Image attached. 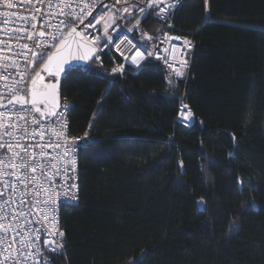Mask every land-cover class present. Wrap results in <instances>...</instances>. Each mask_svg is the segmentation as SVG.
<instances>
[{
  "label": "trees",
  "instance_id": "trees-1",
  "mask_svg": "<svg viewBox=\"0 0 264 264\" xmlns=\"http://www.w3.org/2000/svg\"><path fill=\"white\" fill-rule=\"evenodd\" d=\"M207 8L184 0L173 29L141 21L150 48L169 30L196 42L173 87L152 59L112 80L94 60L66 71L70 132L98 143L79 151L80 201L60 211L58 264H264V0ZM183 92L189 128L172 96Z\"/></svg>",
  "mask_w": 264,
  "mask_h": 264
},
{
  "label": "snow or ice",
  "instance_id": "snow-or-ice-1",
  "mask_svg": "<svg viewBox=\"0 0 264 264\" xmlns=\"http://www.w3.org/2000/svg\"><path fill=\"white\" fill-rule=\"evenodd\" d=\"M31 3V0H29ZM41 6H46L50 11L49 13H41L40 8H36V13L40 16H43L44 19L41 22V29L45 25L49 28H62L68 29V35L76 34V28L79 23H83V19L91 14V9L95 7L96 0H36ZM209 0H205L206 11L208 10ZM6 6L10 9L13 7L11 0H5ZM124 3L127 6L122 8H117L116 4ZM144 6L139 4H131L129 0H115V3L111 6L112 15L107 18L103 15L99 16L96 19L97 23L104 22L105 27L103 29L104 33V43L103 47H107L111 42V36L108 35V28L116 24V21L120 18H123L122 14L126 13L132 15L134 10H138L141 14L150 15L152 12L158 8L159 12L157 14H166L175 6V0L172 3H164V0H141ZM164 3V6H160ZM55 7L57 10V15L61 17L58 20L57 25H52L49 21L53 18L51 10ZM105 10L108 11V6L104 5ZM37 14H32L31 19L35 22L38 18ZM3 15L7 17L8 12H4ZM111 21V23H108ZM93 27L94 25L91 22L88 25ZM139 26V19H136V24L134 27ZM32 28H35V23H33ZM15 31V30H14ZM20 32L26 31V29H20ZM131 31V29H129ZM4 29L0 28V33H3ZM48 36L51 41L50 44L41 45V40ZM148 40H151L152 37L144 34ZM63 32L58 37L55 31L45 33V31L40 30L36 34V47H54L56 46V41L60 40V45L64 46L65 41L63 40ZM33 38L32 33L29 32L28 39ZM127 39V38H125ZM97 40V37H93V41ZM18 43V41H17ZM123 43V42H121ZM130 44L131 41H128ZM187 44L191 42L186 41ZM12 38L9 35L7 40L0 39V80H8L9 75H5L8 68H17L19 69L20 65L16 62V58L10 55H6L8 52H12ZM23 49H28L29 45L24 43L19 45ZM116 50L120 51V45H115ZM135 47V45H132ZM145 53L148 57L153 55L152 52H149L145 49L144 52L137 50L135 56L131 58V61L136 65H140L141 60L146 59ZM121 56L124 55L123 52L120 53ZM20 53H17L19 56ZM23 58L28 59V53L24 52ZM32 56L35 58L37 56L36 52H32ZM39 59H44V53H41ZM76 59H81L85 61L94 60L96 63H102L101 55L98 48L90 47L87 50L85 55H82ZM52 60L51 56H48V62ZM168 63L167 59L164 61ZM31 63V62H30ZM64 63L69 64V70H72L70 61L65 60ZM182 67H187L186 61H181ZM49 66L48 63L43 65V68L47 69ZM169 68H172L177 76H183L184 72L179 68H176L172 64H168ZM147 67V64L144 65ZM123 66H117L112 69L113 73L123 72ZM34 71V69H33ZM63 71V68H58L57 72L54 75H59ZM51 74V73H50ZM36 77L41 81L43 76L39 72H36ZM171 84V80L169 81ZM14 84L19 86L24 84L23 74L19 80H15ZM36 79H32V88L30 91V99L25 95H21V89L19 87H13L5 84L4 87L7 89L10 94V98L7 100V103L10 105H25L30 104L32 106L33 113H38L40 119H36L35 115L31 117V123L36 125V128L29 132L26 124L24 126L20 125L17 121L25 120L24 115L19 113H12L17 117L16 120H11V116L7 113H0V150H3V154H0V251L6 254H0V264H27L29 257H36V252H28L27 255L21 249H26L28 244L25 241L31 242L33 248H37L38 245L32 241V235H23L20 231L21 228H27L30 221L28 217L33 213L41 215L44 221H48L49 217L44 213L43 209L45 207L55 210L58 199L60 198V191L58 188L62 185H57L56 177L61 176V171L64 175L67 176L68 173L75 172V155L77 149L88 150L92 144L98 143L95 140H86L87 133L85 137L76 138L73 140L72 144L67 143L66 137V124L63 121H60V130L57 131L56 128H52V135L57 137V139H62L61 143L56 144H36V145H27L22 143L21 140L27 137L43 139L45 132L42 130L44 124L41 121L45 120L48 116L56 117L57 120L63 116V113H57L55 111H45L41 108V104L44 103L47 99V93L38 92L36 87ZM48 89H55L56 84H48L46 86ZM5 99L4 95L0 93V101ZM0 107H4L3 103H0ZM187 108V106H184ZM67 108V105H65ZM185 118H191V112L183 113ZM11 120V122H9ZM7 137V139H5ZM78 140H85V143H78ZM62 148L63 154L56 153L53 156L51 153L47 152V148ZM39 157V158H38ZM183 166L182 162L179 165ZM71 178V177H70ZM73 190H78L76 184L71 185ZM43 196V199L41 197ZM64 199H67V194L63 196ZM72 199H76L75 196ZM202 202V201H201ZM19 205H23L28 211L20 210ZM21 218L24 219L23 224L20 223ZM39 223V221H35ZM31 231V230H29ZM40 229H35L36 233H39ZM46 235H59L60 237L64 236L63 232L56 233H46ZM17 237H20V240L17 241ZM36 240H39V235L35 236ZM19 243L20 247L11 251L13 244ZM45 245L56 244L55 240H45ZM63 244L56 245L55 248H52L51 251L55 253L58 249H62ZM62 254V252H61ZM44 264H51V261L44 257ZM36 264H40L39 260H36Z\"/></svg>",
  "mask_w": 264,
  "mask_h": 264
},
{
  "label": "built area",
  "instance_id": "built-area-1",
  "mask_svg": "<svg viewBox=\"0 0 264 264\" xmlns=\"http://www.w3.org/2000/svg\"><path fill=\"white\" fill-rule=\"evenodd\" d=\"M13 7L8 8L6 6L5 0H0V28L4 29L3 33H0V39L7 40L9 38V35H11L12 38V52L6 53V55H10L16 58V62L20 65L19 69L17 68H8L7 72H5V75H9L8 80H0V93H2L5 97L3 101H0V103H7V100L10 98V94L8 93L7 89L4 87L5 84L13 86V87H19L21 89L20 94L25 95L28 99H30V91L32 88V79L34 74V66L36 60L39 58L41 53H44V56H47L50 54L49 49L56 47L60 40L58 39L56 41V46L54 47H36V34L43 30L45 33L55 31L56 35L59 37L61 35V32H63V37L66 35V33L69 31L68 29H62V28H49L45 25L43 29H41V22L44 19L43 16H40L36 13V8H40L41 13H49V9L46 6H41L39 3L36 2V0H31V3L29 0H11ZM173 0H164V3H172ZM115 3V0H96L95 7L91 9V14L87 15L83 19V23H79L76 30L87 40L88 42L94 44L100 51L101 55V61L103 60V48L101 47V37L99 32H101L102 27L104 26V22L97 23L95 18H98L99 16L103 15L106 18L112 14L111 6ZM164 3H162L160 6H164ZM178 0H175V6L177 5ZM124 3L116 4V7L118 8L120 5ZM104 5L108 6V11L105 10ZM175 6L166 14H157L159 12V9L156 8L154 16L161 20V21H167L170 17L171 11L175 8ZM4 12H8L9 15L5 17L3 15ZM37 14L38 18L35 22L32 21L31 15ZM51 14L53 18L49 21L52 25H57L58 20L61 19L57 15V10L55 7L51 10ZM91 22L93 27H89V23ZM33 23H35V28H32ZM111 23V22H110ZM20 29H26V31L20 32ZM15 30V31H14ZM125 31V30H124ZM122 31V32H124ZM29 32L32 33L33 38L31 40L28 39ZM120 32L119 34H121ZM102 33V32H101ZM118 34V35H119ZM117 35V36H118ZM93 37H97V40L93 41ZM127 38V39H125ZM18 41V43H17ZM128 41H131L129 44ZM186 41L191 42V44H187ZM123 42V43H121ZM24 43H27L29 45L28 49H23L19 45H22ZM51 41L49 40L48 36L45 35V37L41 40V45L50 44ZM120 45V51L116 50L115 45ZM132 45H135V47H132ZM109 48L112 49V51L116 52H125V55L128 57L135 56L137 50L144 52L145 49H147L145 41H143L140 37L137 39L121 36L118 39H111V42L108 44ZM154 57H156L158 60L167 59L168 63L166 64H172L176 68H179L184 72V75L182 77H186L189 74V67H190V59L191 54L194 48V44L192 40L188 39L185 35L178 33L174 30H169L165 33H163L161 36H159L155 42L154 46ZM28 53V59L25 60L23 58V53ZM32 52H36L37 56L34 58L32 56ZM17 53H20L19 56H17ZM147 53H145V56ZM181 61L187 62V67H182ZM31 62V63H30ZM165 63V62H164ZM102 65V63H99ZM169 67V66H168ZM172 72L173 69L169 68ZM21 74H23L24 84L22 85H15L14 81L19 80L21 78ZM65 105H67V108H65ZM187 106L185 108L184 106ZM69 110L70 105L69 101L62 97L60 100L59 108L57 110V113L62 112L63 116L60 118V120H57L56 117H52V119H45L41 121L42 124H44V128L42 129L45 132V136L43 139L32 138L27 137L25 139H22L21 142L25 143L27 145H36V144H56L61 143L62 139H57L54 135H52L51 129L54 127L57 131L60 130V121H63L64 124H66V137H67V143L69 145L72 144L73 140L76 139L75 136H73L70 132V121H69ZM190 111L192 113L191 108L187 104H181L177 116L178 120L182 125H189L193 121V116L191 114V118H185L183 113H187ZM0 113H7L11 116V120H16L17 117L15 115H12V113H19L20 115L25 116V120L23 121H17L20 125L28 127L29 132H31L33 129L36 128V125H33L31 123V117L32 115H35L36 119H40V116L36 113H33L31 106L29 104H25L23 106L15 104V105H5L4 107H0ZM11 120L9 122H11ZM7 139V137L5 138ZM80 141L78 140V143ZM78 150V149H77ZM47 152L51 153L53 156L56 155V153L63 154L62 148H47ZM0 154H3V150H0ZM39 158V157H38ZM75 172L68 173L67 176L64 175L63 171H61V176L56 177V183L57 185H62V187L58 188V191H60L61 195L58 199L57 205L55 207V210H51L47 207L43 209L44 213L47 214L49 217L48 221H44L41 215H38L36 213H33L31 216L28 217V220L30 223L28 224L27 228H21L20 231L23 235H32V241L35 242L38 247L33 248L31 246V242L25 241L26 244H28V247L26 249H21L27 255L28 252H36V257H29L27 264H36V260H39L40 264H44V257H47L51 264H58L57 257L64 254L65 246L67 244L66 235L64 230L61 227L60 224V211L61 208L64 205L68 204H74L79 199V163L77 160V153L75 155ZM71 177V178H70ZM77 185L78 190H73L71 185L72 184ZM67 194V199H64V194ZM75 196L76 199H72V197ZM43 199V196L41 197ZM20 210L28 211L27 208H25L23 205H19ZM35 221H39V223H36ZM24 219L21 218L20 223L23 224ZM39 228V233L35 232V229ZM31 230V231H29ZM56 232H63L64 236L60 237L59 235H46V233H56ZM39 235V240L35 239V236ZM55 240L56 244H48L45 245V240ZM20 240V237H17V241ZM63 244L62 249H58L55 253L51 251L52 248H55L56 245ZM20 247L19 243H14L11 251L15 252L17 248ZM62 252V254H61ZM0 254H6L0 251Z\"/></svg>",
  "mask_w": 264,
  "mask_h": 264
},
{
  "label": "bare ground",
  "instance_id": "bare-ground-1",
  "mask_svg": "<svg viewBox=\"0 0 264 264\" xmlns=\"http://www.w3.org/2000/svg\"><path fill=\"white\" fill-rule=\"evenodd\" d=\"M184 0H178V3L177 5L175 6V8L171 11L170 13V17L167 21H161L159 19H157L154 14H155V11L156 9L152 12L153 16L158 20L160 21L161 23H164L166 24L168 27L170 28H174V24H173V21H172V16L175 14V12L182 6ZM129 3L131 4H139L140 6H144L143 3H141V0H138V1H135V0H129ZM127 6L126 4H122L120 5L118 8H122V7H125ZM146 14H141L139 13L138 10H134L133 11V14L132 15H128L126 13L122 14L123 18H120L116 21V24L115 25H112L111 27L108 28V31H110L111 33V38L112 39H118L120 38L121 36H126V37H131V38H134V39H137V38H141L143 41H145L144 37L143 36H140V32H141V28H142V25H141V21L142 19L144 18ZM131 18H134L133 22L129 24V21L131 20ZM139 19V26L138 27H134V25L136 24V19ZM103 29L104 27H102V30L101 32H99L100 34V37H101V47L103 48L104 52H103V60H102V65H100L99 63H97L98 65L102 66V67H107L108 70L110 71V80L116 78V77H123L125 72L127 71H130L132 69H138L140 68L143 63L146 61V60H149V59H152L153 61H156L162 68L163 70L165 71V78L168 82V84L173 87L175 86V80H182V81H185L188 76L186 77H181V76H177L175 74V72H172L169 67L166 65V63H164L163 60H158L156 57H154V47L151 48V50H147L149 52H152L153 55L151 57H148L147 55L145 56L146 59H143L141 60L140 62V65H136L135 63H133L131 61V57H128L125 55V52L123 51L124 55L121 56V54L119 52H116V51H112V49L109 48V46L107 47H103V43H104V33H103ZM129 29H131V31H129ZM125 30V31H124ZM124 31V32H122ZM175 31V30H174ZM120 32H122L121 34H119ZM178 32V31H176ZM178 33H181L183 35H185L188 39L192 40L193 44H194V48H193V51H192V54H191V59H190V67H189V71H190V68H191V64H192V59L194 57V53H195V47H196V42L193 38V36H191L190 34H187V33H183V32H178ZM119 34V35H118ZM118 35V36H117ZM139 35V36H138ZM162 35V34H161ZM159 35V36H161ZM158 36V37H159ZM157 37V38H158ZM157 40V39H156ZM156 42V41H155ZM92 44V43H91ZM95 48H97L94 44H92ZM154 46H155V43H154ZM55 48V47H54ZM54 48H51L49 49V51H52ZM106 52H110L112 55H115L119 60H117L115 63H113L112 65H107L106 61H105V53ZM51 53V52H50ZM49 55L45 56V57H48ZM93 61V60H92ZM91 61V62H92ZM117 66H123V72H116V73H113L112 72V69L114 67H117ZM47 73V72H46ZM55 78V77H54ZM55 80V79H54ZM171 80V84L169 83V81ZM43 89V88H42ZM173 97H175L177 100H178V109L180 107L181 104H187L191 110H192V116H193V121L191 123H189V125H183L184 127H191L195 121H196V117L194 115V111H193V108L192 106L187 102V100L185 99V93H181V94H178V95H172ZM62 98V97H61ZM69 105H70V108H71V103L69 102ZM32 108V107H31ZM70 112V110H69ZM178 112V111H177ZM37 115H39L38 113H36ZM40 116V115H39ZM176 120L179 124H181L178 120V116L176 115ZM182 125V124H181ZM85 134L86 132L82 133V134H79V135H73L75 136L76 138H81V137H85ZM86 140H87V137H86ZM81 144L85 143V140H79ZM79 151L80 149L77 150V160H78V163H79ZM79 189L81 190V178H80V166H79ZM80 201V193H79V199L76 203L74 204H68V205H64L63 207L65 206H70V205H77ZM62 207V208H63ZM61 208V209H62ZM61 224V223H60Z\"/></svg>",
  "mask_w": 264,
  "mask_h": 264
},
{
  "label": "water",
  "instance_id": "water-1",
  "mask_svg": "<svg viewBox=\"0 0 264 264\" xmlns=\"http://www.w3.org/2000/svg\"><path fill=\"white\" fill-rule=\"evenodd\" d=\"M63 40L65 41L64 46H61L59 43L54 48V50L49 54V56L52 57L50 63L48 62V57L46 58L44 64L48 63L49 64L48 68L47 69L43 68L44 65L43 64L41 69L38 71L40 74H42L43 72H47L49 75L55 77V80H53L52 82L44 84L43 89L37 90L38 92L47 93L46 101L40 105L41 108L45 111L50 110L57 112L59 108L60 100L62 97V92H61L62 81L66 71L69 69V64L64 63V61L65 60L70 61L71 67L75 64L86 66L92 61V60L85 61L81 59H76L82 55H85L90 47H94L90 42L85 40V38L77 30H76V34L73 35H68L67 32ZM61 67L63 68V71H61L58 76L54 75L57 72L58 68ZM34 78L36 79L37 77L35 76ZM48 84H56V88L48 89L46 87ZM3 104L4 106L8 105V103H3ZM29 106L31 105L29 104ZM46 119H52V116H48Z\"/></svg>",
  "mask_w": 264,
  "mask_h": 264
},
{
  "label": "rangeland",
  "instance_id": "rangeland-1",
  "mask_svg": "<svg viewBox=\"0 0 264 264\" xmlns=\"http://www.w3.org/2000/svg\"><path fill=\"white\" fill-rule=\"evenodd\" d=\"M111 22V21H109ZM108 35L111 36L110 31H108ZM148 50H151V48L149 46H147ZM41 76H43V80L41 81L38 77L36 78V89H39L40 87H43L44 84L46 83H50L54 80V77L50 76L48 73L43 72L42 74H40Z\"/></svg>",
  "mask_w": 264,
  "mask_h": 264
},
{
  "label": "flooded vegetation",
  "instance_id": "flooded-vegetation-1",
  "mask_svg": "<svg viewBox=\"0 0 264 264\" xmlns=\"http://www.w3.org/2000/svg\"><path fill=\"white\" fill-rule=\"evenodd\" d=\"M51 76V75H50ZM53 77V76H52ZM43 87H40L39 89H37V90H40V89H42Z\"/></svg>",
  "mask_w": 264,
  "mask_h": 264
},
{
  "label": "crops",
  "instance_id": "crops-1",
  "mask_svg": "<svg viewBox=\"0 0 264 264\" xmlns=\"http://www.w3.org/2000/svg\"><path fill=\"white\" fill-rule=\"evenodd\" d=\"M112 15V14H111ZM108 23H110L109 21H108ZM103 27H105V23H104V26Z\"/></svg>",
  "mask_w": 264,
  "mask_h": 264
}]
</instances>
